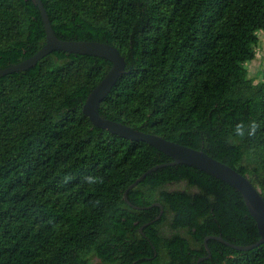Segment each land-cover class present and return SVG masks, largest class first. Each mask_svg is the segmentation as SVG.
Wrapping results in <instances>:
<instances>
[{
	"label": "trees",
	"instance_id": "trees-1",
	"mask_svg": "<svg viewBox=\"0 0 264 264\" xmlns=\"http://www.w3.org/2000/svg\"><path fill=\"white\" fill-rule=\"evenodd\" d=\"M41 1L58 38L104 42L124 57L102 116L202 150L247 177L264 199V72L254 82L245 66L258 33L264 37V0ZM44 42L31 0H0V69ZM110 67L103 58L54 51L0 77V264H195L207 255L206 236L255 243L241 194L183 164L158 168L127 192L133 206L163 207L139 233L159 209H135L123 192L171 160L83 115ZM89 176L102 182L90 184ZM177 182L187 188H164ZM207 246L210 258L199 264H264V243L250 251L214 239Z\"/></svg>",
	"mask_w": 264,
	"mask_h": 264
},
{
	"label": "water",
	"instance_id": "water-1",
	"mask_svg": "<svg viewBox=\"0 0 264 264\" xmlns=\"http://www.w3.org/2000/svg\"><path fill=\"white\" fill-rule=\"evenodd\" d=\"M32 3L38 8L43 27L45 32V42L43 46L32 56L26 58L16 64L10 65L0 69V77L7 74L21 72L34 67L36 63L44 58L46 55L54 52L61 51L67 54L89 55L106 59L111 63V67L104 75V77L95 85V87L87 95L85 102L82 105V113L98 129L106 130L120 138L128 141H143L153 148L157 149L166 155L171 161L157 164L142 175H140L133 183H131L123 192V200L135 209H149L157 207L159 215L151 222L145 223L139 228L142 231L143 227L148 226L150 223L158 221L163 214V207L160 203L154 202L146 207L133 206L127 199V192L141 182L145 176L158 168L173 165H187L194 167L224 183L233 187L238 193L241 194L249 215L255 222L258 240L250 245L240 246L234 245L224 241L218 236H206L203 240V245L207 251L205 257H199L195 264H199L205 259L210 258V250L207 246L209 239L217 240L224 243L228 247L237 251H250L264 243V199L259 190L254 187L247 177L242 176L239 172L235 171L230 166L212 158L202 150L193 149L173 141L167 140L161 136L145 133L128 125L110 120L99 113V107L103 99L110 93L117 80L125 72V60L121 56L118 49L110 44L97 41H79V40H64L58 38L49 22L47 13L45 12L41 0H31ZM154 249V247L152 246Z\"/></svg>",
	"mask_w": 264,
	"mask_h": 264
},
{
	"label": "rangeland",
	"instance_id": "rangeland-1",
	"mask_svg": "<svg viewBox=\"0 0 264 264\" xmlns=\"http://www.w3.org/2000/svg\"><path fill=\"white\" fill-rule=\"evenodd\" d=\"M259 42L255 49V58L246 63L248 70V77L253 79L254 82H259L262 79V73L264 72V37L261 33H258ZM167 191H182L186 189L184 182L170 183L164 187ZM169 231L166 232V235ZM92 264H101L97 258L92 259Z\"/></svg>",
	"mask_w": 264,
	"mask_h": 264
},
{
	"label": "clouds",
	"instance_id": "clouds-1",
	"mask_svg": "<svg viewBox=\"0 0 264 264\" xmlns=\"http://www.w3.org/2000/svg\"><path fill=\"white\" fill-rule=\"evenodd\" d=\"M236 134L239 136H243L245 134V129L242 124L236 126ZM86 181L90 184L102 182L100 178L92 177V176L86 177Z\"/></svg>",
	"mask_w": 264,
	"mask_h": 264
},
{
	"label": "flooded vegetation",
	"instance_id": "flooded-vegetation-1",
	"mask_svg": "<svg viewBox=\"0 0 264 264\" xmlns=\"http://www.w3.org/2000/svg\"><path fill=\"white\" fill-rule=\"evenodd\" d=\"M186 186V184H185ZM198 191V188L196 186H192L191 188H189V192H192V193H195ZM136 225V224H135ZM140 228V227H139ZM139 233H140V230L138 229ZM184 230L181 229V232H183Z\"/></svg>",
	"mask_w": 264,
	"mask_h": 264
}]
</instances>
